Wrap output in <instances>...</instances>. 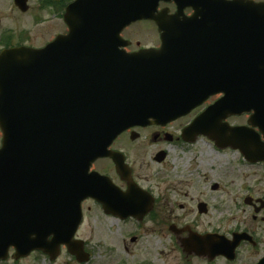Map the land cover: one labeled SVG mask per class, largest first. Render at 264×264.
Instances as JSON below:
<instances>
[{
	"label": "water",
	"instance_id": "water-1",
	"mask_svg": "<svg viewBox=\"0 0 264 264\" xmlns=\"http://www.w3.org/2000/svg\"><path fill=\"white\" fill-rule=\"evenodd\" d=\"M15 3L27 9L26 0ZM156 3L75 0L64 14L66 35L40 49L21 46L0 52V259L10 246L16 258L34 249L57 255L61 244L74 250L84 198L104 206L127 202L139 209L144 202L139 191L131 187L121 194L107 185V178L89 172L91 163L110 156L119 169L122 160L108 146L123 130L165 124L210 94L224 96L183 136L205 135L221 149H239L250 162L264 160L259 134L225 121L253 108L252 125L264 135L263 3L202 0L195 20L204 16L210 26L240 30L213 32L222 38L223 60L207 64L204 80L191 93L173 89L169 76L174 62L166 60L171 33L166 28L158 51L121 49L129 44L121 30L142 18L157 19Z\"/></svg>",
	"mask_w": 264,
	"mask_h": 264
},
{
	"label": "flooded vegetation",
	"instance_id": "flooded-vegetation-1",
	"mask_svg": "<svg viewBox=\"0 0 264 264\" xmlns=\"http://www.w3.org/2000/svg\"><path fill=\"white\" fill-rule=\"evenodd\" d=\"M72 1L26 0L27 9L23 11L15 0H3V5H0V52L20 46L42 48L58 35L66 34L68 27L64 13ZM244 1L264 5V0ZM4 3L10 9L4 8ZM201 8L202 0H157L153 10L157 19L142 18L126 26L121 36L130 44L122 49L127 52L158 51L162 47V33L166 28L171 33L166 60L174 62L173 75L169 76L173 89L177 91L180 88L187 93L196 91L198 81L204 80L207 64L223 60L222 38L213 32L240 30V27L210 26L204 16L195 20ZM12 12L32 16H29L28 23L21 25ZM9 14L12 16L6 17ZM3 20H8L5 25H2ZM222 20H218L220 24H223ZM10 21L12 23L6 25ZM30 24L41 25V29L32 33ZM129 29L140 33L139 40L134 42L127 36ZM251 31L254 33L255 28L252 27ZM34 38L36 42L32 41ZM183 78L186 89L183 88ZM222 96V92L211 94L186 115L164 125L127 128L108 148L120 154L123 163H120L119 169L110 157L99 158L91 164L90 171L108 177L107 185H113L121 194L127 193L131 187L139 191L144 199L139 209L130 208L127 202H107L103 206L87 198L81 202L82 218L74 233L75 241L71 243L76 244L74 254L62 245L57 255L34 250L25 257L16 258V250L11 246L0 264H21L28 259L43 264H158L153 251H144L141 247V233L150 226L154 232L167 230L170 264H264V160L250 162L239 150L221 149L205 136L193 139L182 136L185 127ZM253 115L254 109L251 108L248 112L228 117L227 122L258 131V126L252 125ZM261 139H264L262 134ZM1 142L0 129V146ZM199 142L209 148V155L215 156V161L222 158L224 151L236 152V165H246L250 169L220 175L209 186L206 180L201 181L195 196L171 181V171L157 170L153 173L148 170V175H145L141 170L144 154L148 151L147 156L153 163L162 164L170 158L171 150L175 154L197 152ZM199 153L202 152L199 150ZM28 165L31 168V164ZM208 170L215 171L213 164L208 165ZM114 199H118L117 196ZM100 225L107 226L111 233H100ZM116 232L118 235L115 236ZM136 243L139 245L133 247ZM83 259L85 261H81Z\"/></svg>",
	"mask_w": 264,
	"mask_h": 264
},
{
	"label": "rangeland",
	"instance_id": "rangeland-1",
	"mask_svg": "<svg viewBox=\"0 0 264 264\" xmlns=\"http://www.w3.org/2000/svg\"><path fill=\"white\" fill-rule=\"evenodd\" d=\"M32 2H36V0H32ZM0 5H3V0L0 1ZM4 8L10 9L5 5V3H4ZM1 13L2 12L0 11V15H2ZM9 15L10 16H6V17L12 16V14ZM14 15L15 18L17 19V22L20 21L21 25L23 23H28V21H30L29 16L30 18L32 16L31 14L28 13L26 14L19 13ZM8 20H3L2 25H5V23ZM11 23L12 21L8 22L6 25H9ZM40 26L41 25L30 24L31 30L33 31L32 33L41 29ZM138 34L140 33L137 30L135 32L132 31V29H129L127 32V36H129L134 42L136 40H139ZM143 34H144L143 31H141V36H143ZM32 41L36 42V39L34 38V40ZM196 148H198L202 153H199L198 150L197 152L190 151L189 153L186 154H182L180 152L175 154V152L171 150L172 154L170 158L162 164L153 163L152 159L149 158V156H147L148 153H150V151H148L144 154L143 167L141 168V170L144 171L145 175H148V173L146 172L148 170H152L153 173L156 172L157 170L163 172L171 171L173 172L170 174L171 181L174 184H176L178 188H181L182 190L185 189L191 192V194L195 196L194 193H197L198 190H200V185H202L201 181L206 180L207 185L209 186L212 185V180L217 179L218 176L220 175H226L231 173L236 174L239 170L241 172L244 169H250L246 165L245 167L236 165L235 160L236 159L238 160V156H237L238 154L236 152L234 153L230 151H224L223 155H221L222 158L220 160L215 161V156L209 155V148H207L202 142H199L196 145ZM206 148L208 149V152ZM239 161H242L241 158H239ZM212 164L215 169L214 172L208 170V165H212ZM185 210H187V208ZM176 213H178V211H176ZM96 221L97 223H99L97 219ZM128 228H131V226ZM152 230L153 227L151 228L150 226L146 229V231L141 233V243H142L141 247H143L144 251L152 250L153 254H155L154 259L158 264H170L171 260H169V258L171 256L168 251L169 238L166 233L167 230L165 231L159 230L155 232ZM100 233H111V232H108V227L104 225L101 226ZM114 234L115 236L118 235L117 232ZM137 245H139V243L133 244V247H136ZM158 253L160 254L158 255ZM21 264H43V263H40L39 261H35V259L33 260L28 259V260H23Z\"/></svg>",
	"mask_w": 264,
	"mask_h": 264
}]
</instances>
